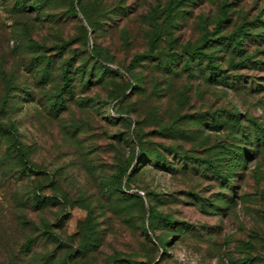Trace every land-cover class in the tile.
Segmentation results:
<instances>
[{
  "label": "rangeland",
  "instance_id": "374dc122",
  "mask_svg": "<svg viewBox=\"0 0 264 264\" xmlns=\"http://www.w3.org/2000/svg\"><path fill=\"white\" fill-rule=\"evenodd\" d=\"M0 125V264H264V0H0Z\"/></svg>",
  "mask_w": 264,
  "mask_h": 264
},
{
  "label": "trees",
  "instance_id": "16d2710c",
  "mask_svg": "<svg viewBox=\"0 0 264 264\" xmlns=\"http://www.w3.org/2000/svg\"><path fill=\"white\" fill-rule=\"evenodd\" d=\"M66 77H67V76H66ZM66 79H67V81H68V78H66ZM1 127H2V125H0V128H1ZM127 172H128V169L125 170L124 175H126ZM150 217H151V220L154 219V215H151Z\"/></svg>",
  "mask_w": 264,
  "mask_h": 264
}]
</instances>
